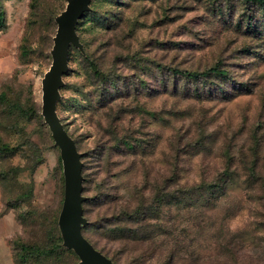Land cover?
Listing matches in <instances>:
<instances>
[{"label":"rangeland","instance_id":"obj_1","mask_svg":"<svg viewBox=\"0 0 264 264\" xmlns=\"http://www.w3.org/2000/svg\"><path fill=\"white\" fill-rule=\"evenodd\" d=\"M66 4L0 0V92L14 105L0 107V145L9 146L0 152V264L78 261L60 243L62 161L40 112L54 17ZM90 7L77 23L83 53L70 48L56 102L82 153L84 236L110 256L125 252L123 264L134 248L121 231L141 209L142 234L176 258L231 242L264 264V38L246 28L261 9L243 0ZM212 66L226 75L173 72ZM161 188L154 212L147 203Z\"/></svg>","mask_w":264,"mask_h":264},{"label":"water","instance_id":"obj_2","mask_svg":"<svg viewBox=\"0 0 264 264\" xmlns=\"http://www.w3.org/2000/svg\"><path fill=\"white\" fill-rule=\"evenodd\" d=\"M90 2L91 0H67L65 9L55 18L57 27L50 50L52 61L41 80V114L54 143L60 149L64 196L58 226L63 244L74 250L80 259L78 264H114L81 233V227L87 223L82 212V153L77 150L56 112V102L60 98L59 88L63 85L62 76L68 69V49L70 46L82 48L75 25L89 9Z\"/></svg>","mask_w":264,"mask_h":264},{"label":"trees","instance_id":"obj_3","mask_svg":"<svg viewBox=\"0 0 264 264\" xmlns=\"http://www.w3.org/2000/svg\"><path fill=\"white\" fill-rule=\"evenodd\" d=\"M243 1H244V3L254 5V6H256V8L261 9L260 12H261L262 18L259 19L256 23H255V21L251 15L246 16L247 32L253 33L256 31V28L259 27V32L263 35V38H264V0H243ZM90 4H91V2H90ZM90 4H89V9L86 10L85 12H88L91 10ZM85 12L83 13V15L85 14ZM59 14H57L54 17V20ZM83 15H82V17H83ZM3 19H4L3 12L0 10V27L3 25ZM78 21H79V19L77 20L76 25H75L76 34H77V23H78ZM77 37H78V40L80 42L78 34H77ZM80 44L82 46L81 42H80ZM71 47L72 46H70L68 49V55H67L68 60H69V51H70ZM78 50L81 53H83V46L81 49L78 48ZM173 72L177 75L185 77L187 80H198V79H203V78L207 79L211 75H216L219 77H223L226 75L225 71L221 70L220 68H218L216 66L209 67V68H207L203 71H200V72L188 71V70H180V71L173 70ZM7 94L8 93L6 90H1V92H0V107L2 106L4 108V106H6V108L8 109L10 107H13L14 105H12L8 101V95ZM40 112H41V107H40ZM63 127H64V125H63ZM73 141H74V139H73ZM74 143H75V141H74ZM75 145H76V143H75ZM76 148H77V145H76ZM8 150H9V146L7 144H1L0 145V152H6ZM77 150H78V148H77ZM62 174H63V172H62ZM81 174H82V172H81ZM63 183H64V176H63ZM259 183H260L259 186L262 190L263 209H264V176H262L261 181H259ZM63 187H64V184H63ZM162 191H163L162 188L156 190L154 195L150 197V199L147 203V206L151 205V206H149V208L154 210V212H159L161 206L165 203L164 200L166 198H165V194H163ZM63 196H64V194H63ZM82 196L84 197V200L82 202V212H83V217H85L83 204L86 202L87 196H85L83 194V176H82ZM60 211H61V209H60ZM60 211H59V213H60ZM131 213L133 214V216L131 217V219H133V222L130 223L131 225L129 224L127 229H123L121 232L122 233L124 232V234L126 235L124 238L127 240V243L130 244L132 248H134V253H130V252H129V254L127 253V256L125 257L123 264H252L248 260L250 257L241 253L239 251L240 249H237L236 246L233 245L231 242L223 243L217 249L215 248L211 252L204 254V255L192 253V254H189L188 256H180V257L176 258V255L171 253L172 252L171 250L169 251V250L162 249L154 241L150 240L148 236H146L145 234H142V231H143L142 229L144 227L148 226L145 223H142V221L147 219L144 212H142L141 209H137V210H135V212L133 211ZM58 217H59V214H58ZM58 217H57V226H58ZM85 219L87 220L86 217H85ZM87 224H88V220H87V223L81 227V233L83 236H84L83 228ZM139 224H140V226H139ZM58 230L60 233L61 245L63 247H65L68 251L74 253L77 256V254L74 252L73 249H69L66 246H64L59 226H58ZM90 244L97 251H99L104 256H106L108 259H110L114 264H118L116 259H119L118 257H120L122 255V253H125V252H112L113 254L110 256V255H108V253H110V252L107 251L106 249L104 250V248H97L92 242H90ZM22 251H23V255H29L31 253V250L26 245H23ZM77 258H78V261L76 264H78V262L80 261L78 256H77Z\"/></svg>","mask_w":264,"mask_h":264}]
</instances>
